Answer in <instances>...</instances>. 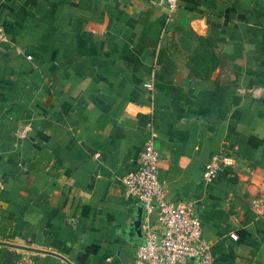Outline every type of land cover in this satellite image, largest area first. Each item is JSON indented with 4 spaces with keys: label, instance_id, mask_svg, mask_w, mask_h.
Returning a JSON list of instances; mask_svg holds the SVG:
<instances>
[{
    "label": "crops",
    "instance_id": "obj_1",
    "mask_svg": "<svg viewBox=\"0 0 264 264\" xmlns=\"http://www.w3.org/2000/svg\"><path fill=\"white\" fill-rule=\"evenodd\" d=\"M0 18V264H134L121 177L150 123L165 196L193 205L213 264H264L257 0H178L169 16L156 0H0ZM222 148L239 164L204 181Z\"/></svg>",
    "mask_w": 264,
    "mask_h": 264
},
{
    "label": "built area",
    "instance_id": "obj_2",
    "mask_svg": "<svg viewBox=\"0 0 264 264\" xmlns=\"http://www.w3.org/2000/svg\"><path fill=\"white\" fill-rule=\"evenodd\" d=\"M166 8L168 16L176 9L178 0H156ZM7 33L0 18V43L7 41ZM153 87L152 79L143 83ZM29 128L25 122L17 129V136L24 137ZM149 136L139 153L135 169L122 177L124 194L141 203L144 208L142 239L135 247L134 264H213L212 243L202 236V226L190 202L172 201L165 196V188L158 177L161 155L155 144L156 132L153 123L148 127ZM238 157L229 149L213 153L204 163L202 178L211 181L218 171L235 168ZM247 172H252L246 166ZM256 207L264 206V190L253 199ZM157 212V227L149 215ZM236 237L235 233H230Z\"/></svg>",
    "mask_w": 264,
    "mask_h": 264
},
{
    "label": "water",
    "instance_id": "obj_3",
    "mask_svg": "<svg viewBox=\"0 0 264 264\" xmlns=\"http://www.w3.org/2000/svg\"><path fill=\"white\" fill-rule=\"evenodd\" d=\"M143 217H144V208L143 205L141 203H138L137 205V211L136 213L133 215L132 219H131V226L134 230L137 231L138 234H140V236L142 235V222H143ZM57 254L59 257L63 258L65 261H68L67 258L59 253H55Z\"/></svg>",
    "mask_w": 264,
    "mask_h": 264
},
{
    "label": "rangeland",
    "instance_id": "obj_4",
    "mask_svg": "<svg viewBox=\"0 0 264 264\" xmlns=\"http://www.w3.org/2000/svg\"><path fill=\"white\" fill-rule=\"evenodd\" d=\"M258 5H260V8L262 11H264V0H257Z\"/></svg>",
    "mask_w": 264,
    "mask_h": 264
}]
</instances>
